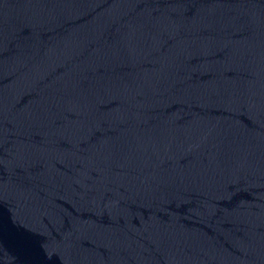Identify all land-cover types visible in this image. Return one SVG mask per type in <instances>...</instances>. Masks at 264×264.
I'll list each match as a JSON object with an SVG mask.
<instances>
[{
  "label": "water",
  "instance_id": "water-1",
  "mask_svg": "<svg viewBox=\"0 0 264 264\" xmlns=\"http://www.w3.org/2000/svg\"><path fill=\"white\" fill-rule=\"evenodd\" d=\"M0 264H264V0H0Z\"/></svg>",
  "mask_w": 264,
  "mask_h": 264
}]
</instances>
